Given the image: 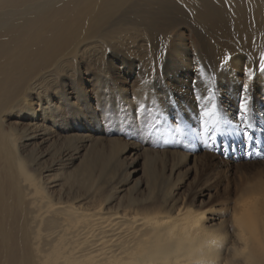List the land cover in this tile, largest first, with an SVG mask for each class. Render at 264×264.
<instances>
[{"label":"bare ground","instance_id":"6f19581e","mask_svg":"<svg viewBox=\"0 0 264 264\" xmlns=\"http://www.w3.org/2000/svg\"><path fill=\"white\" fill-rule=\"evenodd\" d=\"M112 50L135 58L152 85L178 77L189 87L197 80L193 87L204 85L196 93L209 107L213 79L204 60L225 63L214 74L220 85L235 82L236 73L243 92L252 78L259 87L264 81V0H0V264H264L263 207L242 205L228 228L214 227L207 212L117 196L111 179L89 184L83 174L49 181L29 173L32 161L1 120L30 123L21 127L25 141L46 136L68 111L52 105L48 91L65 89L66 74L82 65L106 74ZM100 90L102 100L111 98L107 85ZM149 93L147 102L174 108L165 91ZM188 110L196 114L191 104Z\"/></svg>","mask_w":264,"mask_h":264},{"label":"rangeland","instance_id":"374dc122","mask_svg":"<svg viewBox=\"0 0 264 264\" xmlns=\"http://www.w3.org/2000/svg\"><path fill=\"white\" fill-rule=\"evenodd\" d=\"M120 51L107 55L111 67L106 74L101 68L82 65L79 72L66 74L65 89L48 91L55 97L52 105L68 111L61 117V126L49 128L46 136L38 132L35 140L25 141L22 130L30 123L13 117L1 120L3 132L16 139L20 155L32 161L29 173L49 181L83 174L89 184L111 179L117 196L154 197L190 212H207L214 227L228 228L242 205L264 208V81L259 87L252 78L243 92L242 75L236 73L235 82L220 85L214 74L224 72L225 63L203 59L204 72L213 79L206 87L212 99L208 107L196 93L205 91L204 85L193 87L197 80L189 87L178 77L174 83L152 85L147 69ZM171 60L167 59L168 67L174 63ZM104 85L111 90L107 101L101 99ZM149 91L151 98L165 91L174 108L167 112L164 106L147 102ZM243 94L248 102L246 121L238 118ZM190 104L196 111L191 117L187 116ZM102 105L114 109V115H108ZM203 111L214 116L205 117ZM83 160L91 165L81 167Z\"/></svg>","mask_w":264,"mask_h":264},{"label":"snow or ice","instance_id":"6c2138e0","mask_svg":"<svg viewBox=\"0 0 264 264\" xmlns=\"http://www.w3.org/2000/svg\"><path fill=\"white\" fill-rule=\"evenodd\" d=\"M227 57L225 58V60L227 61ZM260 71L261 72H264V53L261 54V58H260ZM249 78H251V75H249ZM244 89L246 90L247 89V85H244ZM248 113V102L247 100L245 99L241 104H240V112L238 113V118L241 120V121H246V114ZM203 115L205 117H209V116H214V113L213 112H208V111H205L203 113ZM219 123L220 121H217V128H219ZM245 136H247V133L245 131Z\"/></svg>","mask_w":264,"mask_h":264}]
</instances>
